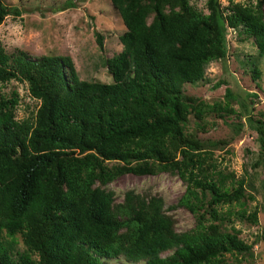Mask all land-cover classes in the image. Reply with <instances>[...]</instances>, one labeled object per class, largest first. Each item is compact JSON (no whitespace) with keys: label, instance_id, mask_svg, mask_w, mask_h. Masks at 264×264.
I'll return each instance as SVG.
<instances>
[{"label":"trees","instance_id":"trees-1","mask_svg":"<svg viewBox=\"0 0 264 264\" xmlns=\"http://www.w3.org/2000/svg\"><path fill=\"white\" fill-rule=\"evenodd\" d=\"M110 1L125 30L106 61L109 82L81 78L68 54L33 58L0 46V82L26 80L39 100L33 116L17 119V93L0 91V264H110L119 255L140 264H256L233 221H256L245 198L264 169V120H256L252 170L237 177L212 154L225 139L185 129L202 101L181 87L226 56L227 27L252 35L264 54V0L235 2L230 12L219 0H206L208 12L190 0ZM19 12L0 0V23ZM159 170L184 183L175 205L192 213V226L177 230L160 195L128 189L118 201L105 187L125 172Z\"/></svg>","mask_w":264,"mask_h":264},{"label":"rangeland","instance_id":"rangeland-1","mask_svg":"<svg viewBox=\"0 0 264 264\" xmlns=\"http://www.w3.org/2000/svg\"><path fill=\"white\" fill-rule=\"evenodd\" d=\"M248 1L255 0H219V3L225 12H230L235 2ZM4 2L20 10L18 14H7L0 23V46L7 52L21 48L33 58L50 53L68 54L81 78L112 80L106 61L122 49L119 35L125 27L110 0ZM190 2L208 12L206 0ZM241 30V27H227L226 56L208 61L195 81L184 82L181 87L185 94L202 101L200 111L189 112L185 129L202 140L225 139L227 142L213 148L212 154L217 167L233 170L237 177L245 175L246 167L252 170L251 164L260 148L256 120H264V54L258 53L252 35ZM97 32L102 35V45L97 42ZM253 68L259 72L256 78L252 76ZM13 90L18 99L15 117L33 116L39 100L30 94L27 81L13 78L0 82L3 94L9 95ZM253 181V196H246L245 202L248 210L256 207V221L235 219L233 223L239 229V235L253 244L255 263L264 264V239L259 236L264 223V169L258 170ZM105 187L114 192L118 201L128 189L160 195L177 230L194 224L192 213L175 205L185 188L175 173L165 170L150 174L125 172ZM17 237L18 246L24 248L20 233ZM33 257L37 256L34 254ZM109 260L110 264L142 263L130 261L123 255Z\"/></svg>","mask_w":264,"mask_h":264}]
</instances>
